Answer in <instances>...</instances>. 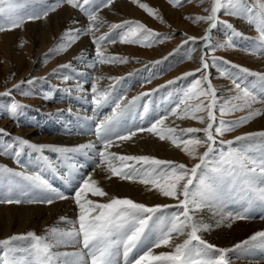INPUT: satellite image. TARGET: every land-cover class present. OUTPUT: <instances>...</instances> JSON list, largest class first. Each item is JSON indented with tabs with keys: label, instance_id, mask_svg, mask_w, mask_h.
I'll list each match as a JSON object with an SVG mask.
<instances>
[{
	"label": "snow or ice",
	"instance_id": "6c2138e0",
	"mask_svg": "<svg viewBox=\"0 0 264 264\" xmlns=\"http://www.w3.org/2000/svg\"><path fill=\"white\" fill-rule=\"evenodd\" d=\"M25 2L26 0H0V33L22 28L26 22L44 19L62 5H70L72 8L79 9L87 17L89 23L83 29L66 31L62 37L63 42L50 52L53 55L62 53L81 35H91L96 47L95 57L88 67L95 68L97 64L128 62L127 57L105 56L101 48L106 40L109 44L120 42L151 47L172 39V36L161 35L136 21L108 25L109 33L120 29L116 36L105 34L98 38L95 37V32H98L105 23L99 18V11L109 7L113 0H55L52 4H46L38 12L22 14L20 5ZM132 2L136 3L137 0H132ZM168 2L173 7L182 6L181 0H168ZM186 2H191V0H186ZM139 7L149 15L162 19L158 11L147 4H140ZM222 10L225 15L241 17L255 26L259 35L255 38L254 47L244 50L264 55V0H254V2L252 0H211L210 6L204 9L206 15L186 17L193 22L207 24L205 34L198 40L197 37L181 33L185 37V44L191 42L186 59H192L191 52L196 50L198 43L200 44L201 56L198 68L195 72H186L183 76L169 80L167 84H175L178 80L190 76L195 78L187 87L175 92V106L165 109L164 114L154 119L149 126L138 124L133 127H122L120 120L144 96L151 97V93H141L125 103L126 94L113 95L115 84L124 79L123 77H108L115 83L98 88V82L104 77L95 76L90 90L91 99L88 101L94 106L93 117L89 119L97 117L99 110L104 107L112 109L110 113L96 119L94 128L96 142H88L75 147H62L30 143L27 139L16 136L13 137L12 142L0 143V154L10 156L18 165H20V157L25 147L39 153L42 159H44L43 153L46 149L63 155L70 153L87 155L91 152L98 161L96 167H106L110 173L119 175L122 180H138L141 184L152 185L163 197L172 198L178 203L149 207L131 199L114 197H110L106 202H96L88 198L89 193L99 197L108 194L97 186V181L89 174L82 178L79 187L71 197L78 207V219L72 222L71 229L61 231L52 227L47 230L51 234V239L37 236L34 232L0 239V264H115V258L120 255L123 257L124 264H231L228 254L232 251L246 247L264 248V231H257L248 239L234 245L233 248H218L201 238L199 233L209 226L197 222L193 215L196 210L208 202L223 205L225 192L229 196L235 195L240 199L257 198L264 201V186H262L264 185V148L257 149L254 145L244 143L255 136L264 137V132L247 133L236 136L233 140L221 139L225 133L232 132L255 117L264 115V107H253L256 104L264 105V94L254 91L243 83L239 75L230 73L228 69L220 67L217 62L223 61L224 64L238 68L243 73H249V70L231 64L222 57L212 55L217 48L236 47L232 38L243 37V34L237 31L231 23L219 19L218 13ZM218 23L224 24L230 31L224 43L214 45L212 32ZM50 58V55H46L43 63L46 64ZM155 63H161V61ZM210 67H216L222 77L231 80L233 85L231 91L234 94L226 98L217 96V89L210 79ZM61 69H73V65L71 63L62 64L54 70V74H59ZM197 72L200 74L198 77ZM249 74L264 81V73ZM61 79L67 81L71 77L65 74L61 76ZM36 80L37 78L33 77L27 81L22 80L20 84L32 85ZM150 82V79L144 81V83ZM14 87L20 88V85ZM160 87L163 88L165 85ZM63 91L71 93L73 90L65 88ZM75 91L84 92L83 83L77 82ZM155 91L158 89L153 90ZM10 94L11 90L0 93V96ZM20 94L27 96L30 90L21 89ZM44 99H51V93H46ZM24 107L13 99L5 110L15 118L18 110ZM245 110H248V114L237 120L226 121L222 118L226 114ZM148 111L146 102L143 112L148 113ZM170 117L195 119L204 127H186L179 133L171 127L166 130L162 129L161 125ZM142 132L154 134L160 140H171L176 148L181 149L190 158L191 166L149 156L117 155L109 151L118 141H128L137 133ZM201 132L204 134L202 138L196 135ZM0 133L10 135L4 129H0ZM217 144L221 146L218 153L210 156ZM234 144L236 147H233ZM224 146H227L226 150ZM202 148L205 150L201 152ZM135 165H140V167ZM21 169L16 171L0 165V178H5L10 186L7 197H0V203L51 205L56 200L69 198L57 192L41 172L29 173L24 165H21ZM198 171L199 176H197ZM194 180L197 182L195 187H193ZM33 190H39L38 196L31 195ZM173 207L178 209L176 213L164 211ZM158 212L162 215L156 216ZM154 217L156 219L153 227L156 230L154 234L147 235L149 222L153 221ZM229 218L242 220L252 217L236 214ZM261 218L264 219V217ZM61 220L65 218L62 217ZM173 234L186 235L187 238L182 243H174ZM20 241L30 243L27 248H22L17 243ZM68 245H80L81 250L54 251L55 248ZM161 246H170L173 251L154 254V249ZM134 250H138L137 255L130 258Z\"/></svg>",
	"mask_w": 264,
	"mask_h": 264
},
{
	"label": "bare ground",
	"instance_id": "6f19581e",
	"mask_svg": "<svg viewBox=\"0 0 264 264\" xmlns=\"http://www.w3.org/2000/svg\"><path fill=\"white\" fill-rule=\"evenodd\" d=\"M50 2H55V0H50L49 3ZM138 13L139 12L137 8L131 1H122L116 4L114 3V5L110 6V8L98 14L99 18L105 23L98 32H95V34L97 35L106 31V28L104 26L107 23L111 21H120L122 20L123 15H126L129 18H133L134 16L137 17ZM83 17L84 15H79L65 6V8L62 9L60 7L57 13L48 16L45 20L39 21L37 24L30 23L25 25L19 32L11 31L0 33V48L9 51L10 54L14 57V59L16 54H19L21 57L19 60L20 63L18 64L19 74L15 81L26 80L33 77L40 78L44 75L49 76L60 65L69 62L76 64L74 73L78 77H80L81 80L88 78L93 73L99 74L101 75V77L106 76V74L108 73H112V75L115 74L116 76L119 71L114 67L110 69L108 68L104 72L101 70V68L95 69L93 71L92 67H88V65L93 62V58L91 56L93 54L91 49L92 43L90 42L93 36L91 35H81L80 38L75 41V44L68 47L69 49L66 50L64 56L60 58L57 57L53 62L49 64L43 63L44 57L46 56V54H48L51 47L55 46L56 48L60 43L63 42L62 37L64 36L66 31L70 29H83L87 26L89 22ZM176 26L178 27V29L179 27L187 28L186 26L183 27V24L180 21L177 22ZM233 40L235 41V39ZM251 41L252 40L250 38L245 39L246 43H251ZM245 42L242 40H238L237 45L243 46L245 45ZM253 45L254 43H252V46H250V48H253ZM107 50L116 51L112 50V48H108ZM117 51L121 52L122 48L117 49ZM127 51L132 52L134 50L127 49ZM238 55L242 60L244 58L243 61L247 60L248 65L251 66V68H254V71H256L257 73H264V55L256 54L257 57H249L244 54ZM148 56L150 55H147V58ZM25 59L28 60V66H26L25 64ZM7 70H9V68ZM231 72L233 74L239 75L243 83L248 85L254 91L260 94H264V81L259 80L256 76H250L251 74L246 75L235 69H232ZM212 77L214 79L213 81L217 85V88L220 89L219 95L217 96L221 98H226L229 95L234 94V92L231 91L233 89V85L231 82H229L230 79H225L217 74H212ZM76 84H74V88L76 87ZM87 84L89 83H83L84 92H79L80 95H78V97H75L76 95L73 97H75V103L78 104V106L80 105L79 107H85L87 111L90 110L91 113H93L94 106L88 102L90 100L88 99V97L90 96L88 94L89 88H85ZM62 95L57 94L56 96L62 97ZM159 95H161V93ZM57 97L56 99H58ZM170 100L174 102L175 99L172 97H166V100H162L163 102H161L160 105L167 104V107H174V104H168ZM157 101L158 100L152 97L146 99L144 102H147V106L149 105V108L154 109L155 112V106L153 105V103L157 104ZM159 102L160 101H158V103ZM1 104L2 102H0V109ZM167 107L165 109H167ZM253 107L261 108L264 107V105L256 104ZM82 109L79 115H76V113L74 114L76 116L67 115L66 118L64 117V119H59L61 122L58 123L52 121L53 119L50 118L49 120L51 121H46L45 123L39 124L38 128L36 127V130H26L25 132H21L20 134L25 136L30 143L47 144L62 147H75L80 144L94 142L93 140H96V137L94 135L96 120L94 118L89 119L91 115L85 114L84 112L87 111H84ZM165 109H161L158 107L156 116L153 118V112L151 115L153 119L150 118L149 121L146 123L145 127L149 126V124L158 116H162L164 114ZM233 114L234 113H232V115ZM247 114L248 110H245L243 112L237 111L234 115L239 116L240 118ZM24 115L25 114L21 115L20 113V118L18 116L19 121H21V123L23 124L24 121L28 119L27 118L26 120H24ZM76 117H78L81 121L85 123H79L80 120L77 121ZM151 119L152 121H150ZM234 119H236L235 116ZM142 120L140 122H142ZM3 123L6 122H1V124ZM120 124L122 127H127L128 125L131 126V122L127 123L126 120H120ZM6 126L8 128H11V126H9L8 124H6ZM134 126H136V123ZM45 127L48 128V131H57L61 134L57 135L55 132L54 133L56 135L46 134L45 131L47 130L42 129ZM169 127L175 128L177 130V133H179L181 129L186 127H204V125L200 124V122L195 119L182 121V119L170 117L164 122L163 125H161V128L165 130ZM233 132L234 134L232 140L236 136L244 135L247 133L264 132V115L255 117L250 122L243 125L242 129L239 127ZM79 134L83 135L79 136ZM84 134H86V136H84ZM196 135L202 138L204 134L201 132ZM244 143L254 145L257 149L264 148V137L255 136L254 139L245 141ZM204 150L205 149L203 148L200 149L201 152ZM216 150L217 149H214V152L210 153V156L216 155ZM109 151L116 153L117 155L149 156L156 159L171 160L176 163H184L186 166H191L192 164L190 158L181 149L176 148L175 145L172 144L171 140H160L158 136L148 132L137 133L135 137H132L128 141H118L117 143L113 144ZM53 152L46 149L43 153V157L47 165H39L38 160H40L39 158H41V155L39 153L31 151L26 147L24 148L21 154L20 165L15 163V161L10 158V156H8L10 160L4 163L8 168H12L16 171L22 170L21 165H24L27 167V171L29 173L36 171L41 172L44 178L48 180V182L52 185L54 189L57 190V192L62 193L68 196L69 198L64 200H56L51 205L44 203H21L19 205H9L0 203V239L10 238L12 235L27 234L28 232H34L37 236H42L51 239V234L47 230L52 227H56L58 230L61 231L70 230L72 227V222L77 221L78 219V207L71 197L74 195V192L79 187L82 178L86 177L89 174H91L92 178L97 181V186L102 188L108 194L107 196L99 197L92 196L89 193L88 198L96 202H106L110 197H114L119 199H131L136 203H143L149 207L164 204L175 205L178 203V201L172 198L163 197L159 193V191L152 185L141 184L138 180H122L119 175H113L112 173H110L106 167H96L98 161L93 157V154L91 152H89L87 155L81 153H70L67 155H63L57 152L56 154H53ZM47 155H50L51 157H53L54 155L64 156L68 160L67 163L69 161H72L75 164H65V162L63 163L57 158L58 156L56 158H48ZM56 159H58L60 162L57 163ZM129 163L132 164L134 162ZM135 166L140 167V165ZM59 167H61V169H59ZM74 173L75 175L72 178ZM199 175L200 173L198 171L197 176ZM209 175L211 174L209 173ZM196 183V180H194L193 187L196 186ZM9 187L10 186L7 183V180L5 178H0V197H7L9 193ZM38 193L39 190H33L31 195L38 196ZM225 195H227L226 192ZM230 200L231 203L234 202L232 199ZM249 203V205L246 204L248 207H244L245 209L241 208V204H239V206H237L238 209L236 210H240V212H238L237 214L244 213L245 215L251 216L252 212H257V210L254 209V201L252 202L250 200ZM260 204L261 208H264V203L260 201ZM223 206L224 204L219 205L213 202H208L203 207L193 213L194 219L197 222L209 226L206 230H202L199 233L201 238L207 241L208 243H211L218 248H233L234 245L245 239H248L257 231H264V220L260 222L254 221L252 218L248 221H244L243 219H230V216L236 215L234 213V210L231 207L229 208V205H227L226 207L224 206V208ZM164 211L167 213H176L178 209L173 207L168 208ZM247 211L251 213H247ZM254 213L252 214L253 216ZM161 215L162 213L159 212L156 214V216ZM262 216L263 214L261 215V217ZM62 217L65 218V220H61ZM155 219L156 218L154 217L153 221L149 222V229L146 230L147 235L154 234L156 230L153 227ZM76 226L78 227V224ZM156 227H158V225ZM173 235L174 243H182L184 239L187 238L186 235ZM17 243L20 245V247L27 248L30 242L20 241ZM78 250H81L80 245L60 246L54 249V251L61 252ZM137 251L138 250H136V252ZM171 251H173L172 247L161 246L160 248L154 249V254H160ZM213 255H215V253H213ZM228 256L231 260V264H264V248L262 250V254H260L259 256L254 253V251H250L247 247L245 249H238L232 251L228 254ZM115 264H124L122 255L117 256L115 258Z\"/></svg>",
	"mask_w": 264,
	"mask_h": 264
},
{
	"label": "rangeland",
	"instance_id": "374dc122",
	"mask_svg": "<svg viewBox=\"0 0 264 264\" xmlns=\"http://www.w3.org/2000/svg\"><path fill=\"white\" fill-rule=\"evenodd\" d=\"M50 0H26L25 3L20 5V11L22 14H32L35 12L40 11L46 4L49 3ZM54 1V0H53ZM122 1H131L132 0H113L112 5L114 3H119ZM211 0H191V2H186V0H181L182 6L180 7H173L168 0H137L136 3H133L135 7L138 10V16H134L133 18H129L126 15H123L122 20L120 21H111L107 23L104 27L106 28V31L100 33V34H95V37H99L108 34L109 36H116L119 32L120 29L113 30L111 33H109V28L108 25L110 24H122L125 21H136L139 23H142L145 25L147 28L152 29L154 32H157L161 35H170L172 36V39L170 40H165L161 44H157L151 47L147 46H141V45H136V44H127V43H113L109 44L107 40L104 42V45L101 48V51L105 56H110V57H127L128 62L127 63H105V64H97L95 68H92L94 71L95 69L101 68V70L104 72L106 69L110 68H115L119 72L118 74H113L108 73L106 76H104L103 79H101L98 82V88H104L107 87L109 84H114L115 82L111 81L108 79V77H123L119 83L115 84V91L113 92V95H127V101L132 100L133 97L141 94V93H151V97L149 96H144L143 99H141L139 102H137L136 106L132 109H129L128 112L124 114V116L121 118L122 120H126L127 123L131 122V126L128 125L127 127H132L141 121V117L144 119L140 124L143 126H146V123L149 121L150 118H152V113L154 112V109H150L149 105V111L148 113L143 112L144 108V101L149 98H154L158 101H160L157 104L153 103L155 106V112L153 118L156 116V112L158 111V107L161 109H165L167 107V104L160 105L161 102L166 100V97H172L176 99L175 92L177 90H180L182 88L187 87L190 82L195 78V77H187L186 79H181L178 80L175 84L168 85L167 82L169 80H174L176 77L183 76L184 73L186 72H195L196 69L199 66V60L201 56V50H200V44L198 43L196 45V50L191 52L192 59L188 60L186 59V56L190 50V45L191 42L188 44L184 43L185 37H183L180 33H185L188 36H194L197 37L198 40L200 37H202L205 34V29L208 27L207 24L203 23H196L193 22L190 19H187L186 17L189 16H200V15H206L204 9L210 6ZM254 2V0H252ZM54 3V2H52ZM51 3V4H52ZM140 4H147L149 7L155 9L158 11L159 16L162 17V19L156 18L152 15H149L144 9L139 7ZM6 7V5H4ZM63 6V5H62ZM62 8H69L70 10H73L79 15H84L79 9L72 8L70 5L65 4ZM109 7L103 8L99 11L102 12L104 10H107ZM199 8V9H198ZM60 7L55 11L49 13L48 16H51L54 13H57ZM190 9V10H189ZM47 16V17H48ZM219 19L223 21H227L228 23H231L237 31L243 34V37H233V43L236 45L234 48H217V50L212 53V55H215L216 57H222L223 60L230 61L231 64L239 65L243 68H247L249 70V73H257L254 71V68H251V66L248 65L247 60H243L239 57L238 54H244L249 57H257L256 54L249 53L245 51L244 49H249L250 46H252V43L255 42V38L258 37L259 33L256 30L254 25L249 24L245 19L241 17H234V16H228L225 15L223 10L218 13ZM46 17V18H47ZM40 19L34 22H26L22 28L27 25V24H37L39 21L45 20ZM85 20H87V17L84 15ZM125 20H124V19ZM180 21L183 24V27L187 28H181L176 26L177 22ZM103 27V28H104ZM176 29H175V28ZM22 28H17L15 30H9V31H4V32H19L22 30ZM100 30V29H99ZM203 30V31H202ZM230 30L226 29L225 25L222 23H218L217 27L213 29L212 36H213V44L218 45L224 43L228 39V33ZM202 32V33H201ZM238 38V39H237ZM246 38H250L252 41L250 42H245ZM237 40V41H236ZM238 40H242L245 42V45L239 46L237 45ZM92 43V58L94 59L95 57V44L93 43V37L90 40ZM75 44V42L73 43ZM72 44V45H73ZM94 46V47H93ZM254 47V45H253ZM55 46H52L51 49H54ZM108 48H112V50L116 51H111L107 50ZM122 51H117V49H121ZM50 49V50H51ZM69 49V48H67ZM66 49V50H67ZM127 49H131L134 51H127ZM8 50V49H7ZM48 52L46 55H50L51 58L48 60L47 64L53 62L57 57L60 58L65 55L66 50H64L62 53L58 54H52L51 52ZM134 52V53H133ZM133 53V54H132ZM144 54V55H143ZM10 54L9 51H6L2 48H0V93H5L9 92L11 90L10 95H5V96H0V102L1 104V109H0V129H4V131L10 135H4L3 133H0V143L4 142H9L13 140V137H21L23 139H27L25 136L20 134L21 132H25L26 130H31L34 129L36 130L38 128V125L41 123H45L46 121H51L49 120L50 118L53 119L52 121L55 122H61L59 119H64L66 118L67 115H79L81 113V109L84 111H87L85 107H79L78 104H76L75 97H78L80 95L75 91L74 84L77 82L81 83H89L86 85L85 88L88 89V94L90 95V90L93 82V78L95 76H101L99 74H91L88 78L81 80L80 77H78L73 69H75L76 64H73V69H61L59 74H50L49 76H42L40 78H44L41 80L40 78H37L36 82L32 85H28L27 83L20 84L22 81H15L18 74H19V69H18V64L20 63V55L16 54L15 59L14 57ZM147 55L148 56L147 58ZM146 56V57H144ZM155 56V57H154ZM237 56V57H236ZM150 57V58H149ZM167 57V59H164ZM45 58V57H44ZM25 64L28 66V60L25 59ZM156 61H161V63H155ZM70 63V62H69ZM220 67L228 69L230 73H232V69L238 70V68H232L229 64H224L223 61H218L217 62ZM68 64V63H66ZM45 65V64H44ZM43 65V66H44ZM193 65V66H192ZM9 66V67H8ZM9 68V70H7ZM105 68V69H104ZM191 68V69H190ZM193 68V69H192ZM210 72V79L212 80L213 85L217 89V95H219L220 89L217 88V85L213 81L212 74H217L219 76L220 73L217 71L216 67H210L209 69ZM131 73V75H129ZM243 73V72H242ZM249 73H244L246 75H250ZM11 74V75H10ZM68 75L71 77V79L64 81L61 79L62 75ZM200 74L197 72L196 76L198 77ZM252 76V75H250ZM255 76V75H253ZM222 77V76H221ZM79 78V79H78ZM225 79H228L226 77H223ZM30 79V78H29ZM88 79V80H87ZM151 80L150 83H144L146 80ZM23 80V81H27ZM229 80V79H228ZM227 80V81H228ZM231 82V80H229ZM10 83V84H8ZM43 83V84H42ZM232 83V82H231ZM20 85V88L14 87L15 85ZM161 85H165V87L161 88ZM8 86V87H7ZM73 86V87H71ZM175 87V88H174ZM177 87V88H176ZM65 88H71L73 91L71 93L63 91ZM5 89V90H4ZM21 89L23 90H30V94L27 96L21 95L20 91ZM154 89H158V91L153 92ZM172 94H171V93ZM46 93H51V99H44V96ZM161 93V95H159ZM57 94H63L62 97H57ZM67 94V95H66ZM76 95V96H75ZM75 96V97H73ZM56 97L58 99H56ZM68 97V98H66ZM15 100L19 102L21 105H24L25 107L22 109L18 110L17 116L15 118L11 117L8 112L5 110L6 106L9 105L12 100ZM64 99V100H63ZM68 99V100H67ZM72 99V100H71ZM88 99H91V95L88 97ZM203 99V98H201ZM163 100V101H162ZM192 103H196V101H192ZM146 104V103H145ZM169 105L174 104L170 100L168 103ZM158 105V106H157ZM152 106V105H150ZM79 107V108H78ZM172 107L168 106L167 108ZM103 109V110H102ZM99 111L98 118H102L104 115L108 114L111 112V107H105L102 108ZM105 109V110H104ZM20 113L21 115H24V124L19 121L20 118ZM78 113V114H77ZM85 114L91 115L90 117L93 116V113L91 111L84 112ZM145 116H144V115ZM149 114V115H147ZM203 114V113H202ZM236 114V112H234ZM232 115V113L224 115L222 118L226 121H232V120H237L239 119V116ZM143 115V116H142ZM19 116V118H18ZM34 116V117H33ZM57 116V117H56ZM231 116V117H230ZM234 116L236 119H234ZM95 117L94 119H98ZM152 118V119H153ZM219 118V117H218ZM233 118V119H231ZM55 119V120H54ZM152 119L150 121H152ZM29 120V121H28ZM31 120V121H30ZM80 120V119H79ZM186 120H194V119H182V121ZM1 122H6L1 124ZM23 122V121H22ZM33 122V123H32ZM82 124L85 123L81 121ZM96 122V121H95ZM134 122V123H132ZM6 124L11 126V128L7 127ZM37 125V126H36ZM37 127V128H36ZM241 129L243 126L240 127ZM47 131H45L46 134H53V135H59L61 134L60 132L57 131H48V128H42ZM41 129V130H42ZM51 132V133H50ZM56 134H55V133ZM19 133V134H18ZM234 132H227L224 134V136L221 139L224 140H232ZM83 134H79V136H82ZM86 136V134H84ZM255 137H252L250 140L254 139ZM28 140V139H27ZM96 142V140H93ZM99 146V145H98ZM220 145L214 146V149L216 150V154L218 153V149L220 148ZM225 150L227 146H224ZM233 147H236L234 144ZM53 152V151H52ZM53 154H56V152H53ZM51 155V154H50ZM50 155H47L48 158H57L61 162H65V164H72L74 165L75 163L72 161H69L67 163V159L64 156H59V155H54L51 157ZM6 155L0 154V165L6 166L4 162L9 161L10 158ZM5 159V160H4ZM38 160L39 165H45V159ZM56 159V160H58ZM41 163H40V162ZM51 161V160H50ZM52 163V162H49ZM74 163V164H73ZM47 165V164H46ZM7 167V166H6ZM61 169V167H59ZM75 173L73 174L72 178L74 177ZM232 199L234 202L231 203ZM243 200V201H242ZM250 200L248 199H239L238 196L232 195H225V202L224 206L226 207L229 205V208L231 207L234 210V213L237 214L240 212L237 206L240 205L241 208H246L249 205ZM251 201H254V209L257 210V212H249L251 213V217L254 221H263L264 219L261 218V215L263 214L262 217H264V208H261L260 200L257 198L251 199ZM264 203L263 201H261ZM247 204V205H246ZM223 206V208H224ZM252 206V204H251ZM263 207V206H262ZM222 208V209H223ZM244 208V209H245ZM260 209V211H259ZM230 211V209H229ZM262 212V214H261ZM246 213V214H247ZM254 213V216L252 215ZM244 214V213H243ZM245 215V214H244ZM256 219V220H255ZM244 221H248L249 219H243ZM29 242V241H28ZM250 251H254L258 256L262 254L263 248L260 247H247ZM137 255L136 250L133 251L131 254L130 258H134ZM264 257V256H263Z\"/></svg>",
	"mask_w": 264,
	"mask_h": 264
}]
</instances>
